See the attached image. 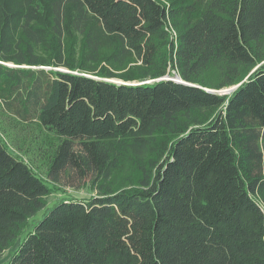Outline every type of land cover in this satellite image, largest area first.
Here are the masks:
<instances>
[{
	"label": "trees",
	"instance_id": "trees-1",
	"mask_svg": "<svg viewBox=\"0 0 264 264\" xmlns=\"http://www.w3.org/2000/svg\"><path fill=\"white\" fill-rule=\"evenodd\" d=\"M184 1L0 0L9 264H264V0ZM33 122L52 181L80 154L101 184L30 228L52 186L3 133ZM127 152L136 186L114 189Z\"/></svg>",
	"mask_w": 264,
	"mask_h": 264
},
{
	"label": "rangeland",
	"instance_id": "rangeland-1",
	"mask_svg": "<svg viewBox=\"0 0 264 264\" xmlns=\"http://www.w3.org/2000/svg\"><path fill=\"white\" fill-rule=\"evenodd\" d=\"M159 1L168 8L170 3L174 0ZM195 1L196 0H185L184 2L192 4ZM166 31L168 32L170 42H172L174 46L177 40V32L170 22L166 27ZM77 45L79 46V43ZM78 46L76 50L79 49ZM175 76L177 75L175 74ZM230 88L222 89L217 92L219 94H225ZM5 125L7 128H5L4 133L2 132L3 139L10 150L23 158L38 175L48 181L50 186H52V193L46 198L47 206L31 217L29 220L30 228L38 223L47 212V209L52 208L60 199L74 198L84 200L99 194L98 185L101 184V181L94 183V180H96L95 171L90 167V164L84 156L78 154L82 162L81 171L74 166H69L65 171L59 174L58 180L52 181L51 177H48L46 173L49 165V143L51 145L52 140L56 141V139L50 137L43 129L39 128L36 122L30 123L27 127H24L22 124H20V127ZM130 156L133 158V153L130 155V153L127 152L123 155L120 161V167L114 171L110 179V183L114 189H129L136 186V182L134 181L136 172H134V168L130 165ZM17 243L18 241H16L10 249L0 255V264H9L11 255L17 247Z\"/></svg>",
	"mask_w": 264,
	"mask_h": 264
},
{
	"label": "water",
	"instance_id": "water-1",
	"mask_svg": "<svg viewBox=\"0 0 264 264\" xmlns=\"http://www.w3.org/2000/svg\"><path fill=\"white\" fill-rule=\"evenodd\" d=\"M167 79H170V80L175 81V82H177V83H181V84H185V85L192 86V85L189 84V83H185V82L181 81V80L179 79V77H177V76H175V77H173V78L167 77ZM118 82L120 83V81H118ZM146 83H147V82H146ZM238 86H239V85H236V86L230 88L225 94H227V93H229V92L235 90ZM207 91H208V92H213V91H210V90H207Z\"/></svg>",
	"mask_w": 264,
	"mask_h": 264
}]
</instances>
